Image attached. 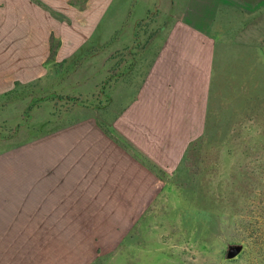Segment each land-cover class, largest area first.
<instances>
[{
    "label": "crops",
    "instance_id": "1",
    "mask_svg": "<svg viewBox=\"0 0 264 264\" xmlns=\"http://www.w3.org/2000/svg\"><path fill=\"white\" fill-rule=\"evenodd\" d=\"M85 3L81 10L78 0H0V94L47 74L53 42L60 44L58 59L85 58L93 32L107 27L101 65L86 67L84 81L69 84L89 99L84 106L69 97L82 112L60 115L64 124L38 140L36 155L8 168L0 234L10 236L0 237L1 244L29 248L21 246L28 237L13 236L19 235L18 221L28 227L20 233L37 229L75 245L131 233L207 133L217 59V39L208 26L224 12L245 17L240 3L220 5L224 12L208 20L204 3L185 7L167 32L149 34V48L140 50L136 28L142 17L130 19L132 33L116 38L110 25L126 24L117 14L124 4ZM111 38L119 49L110 50Z\"/></svg>",
    "mask_w": 264,
    "mask_h": 264
},
{
    "label": "rangeland",
    "instance_id": "2",
    "mask_svg": "<svg viewBox=\"0 0 264 264\" xmlns=\"http://www.w3.org/2000/svg\"><path fill=\"white\" fill-rule=\"evenodd\" d=\"M120 1L124 10L117 14L127 25L115 20L109 34L118 38L119 33H132L130 19L142 17L136 28L140 50L149 48V34L167 32L185 7L204 3L207 20L224 12L220 5L240 3L245 10L244 18L224 12L229 19L222 16L223 23L220 19L208 26L217 39V59L207 133L131 233L98 235L100 242L75 245L37 229L20 233L28 227L18 221L14 229L19 235L13 236L28 237L21 246L29 248L0 243V264H264V0ZM85 2L78 0L81 10ZM106 30L99 25L93 32L83 48L91 51L85 58L58 59L60 44L53 42L55 54L44 63L47 74L0 94V194H7L11 163L31 160L38 140L64 124L60 115L82 112L69 97L84 106L89 99L75 95L69 84L84 81L86 67L101 65ZM119 45L112 40L110 50Z\"/></svg>",
    "mask_w": 264,
    "mask_h": 264
},
{
    "label": "trees",
    "instance_id": "3",
    "mask_svg": "<svg viewBox=\"0 0 264 264\" xmlns=\"http://www.w3.org/2000/svg\"><path fill=\"white\" fill-rule=\"evenodd\" d=\"M210 118V117H209ZM208 124H209V121H208ZM207 128H208V126H207Z\"/></svg>",
    "mask_w": 264,
    "mask_h": 264
}]
</instances>
